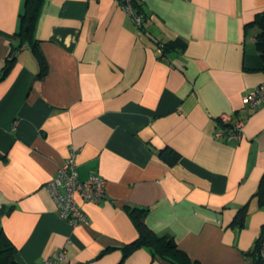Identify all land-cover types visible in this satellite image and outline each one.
Masks as SVG:
<instances>
[{"label": "crops", "instance_id": "crops-1", "mask_svg": "<svg viewBox=\"0 0 264 264\" xmlns=\"http://www.w3.org/2000/svg\"><path fill=\"white\" fill-rule=\"evenodd\" d=\"M136 26L116 0H43L31 46L0 81V229L19 264H164L138 238L128 208L191 260L249 264L264 230L254 197L264 178V105L242 98L264 85L247 28L264 0H136ZM24 0H0V68L15 44ZM158 43H169L166 57ZM255 51L249 53V47ZM222 115L245 118L243 139H215ZM77 149L79 179L97 173L106 198L79 204L88 224L57 216L46 183ZM180 159L170 164L168 149ZM161 154L163 157H161ZM248 205L242 227L232 225Z\"/></svg>", "mask_w": 264, "mask_h": 264}, {"label": "trees", "instance_id": "trees-1", "mask_svg": "<svg viewBox=\"0 0 264 264\" xmlns=\"http://www.w3.org/2000/svg\"><path fill=\"white\" fill-rule=\"evenodd\" d=\"M134 13L142 16V24L144 20V12L136 3V0H130ZM43 0H24L23 9L19 15V26L15 33L16 43L10 44V50L3 61V65L0 68V81L3 80L13 68L16 62L17 52L23 46H31V49L37 59L40 72L38 77H43L46 73L47 65L44 57L42 56L37 41L34 39V31L36 22L39 16L40 7ZM138 27L143 28V25ZM247 28H255L257 30L254 37V48L257 53L256 64L252 67L245 66L246 71H261L264 72V11L255 15L254 19L246 25ZM157 46H161V57H166L169 43H158ZM219 125V122H218ZM161 157L162 154H161ZM165 160L170 164L177 163L180 159V155L173 149H168V158ZM254 197L257 198L259 206H264V178L261 179L257 192ZM130 216L134 220L138 229V238L126 245L123 248L124 256L131 253L135 248L144 246L152 251L155 258L160 260L164 264H204L199 261L191 260L185 252L180 250L176 242L169 235L155 234L144 222L146 210L142 208H128ZM248 213V205L240 207L232 221V225L242 227ZM261 246H264V230L255 244V247L245 255L250 259L249 264H254L257 260V253ZM17 250L9 238L0 229V264H19L17 259Z\"/></svg>", "mask_w": 264, "mask_h": 264}, {"label": "built area", "instance_id": "built-area-1", "mask_svg": "<svg viewBox=\"0 0 264 264\" xmlns=\"http://www.w3.org/2000/svg\"><path fill=\"white\" fill-rule=\"evenodd\" d=\"M117 5L131 18L136 26L142 24V16L134 13L130 0H116ZM162 54L161 46L158 47ZM242 105L251 110L264 105V85L256 86L242 98ZM218 129L213 137L224 142H240L243 139L245 118L222 115L218 118ZM77 149L70 148L68 156L57 168L54 176L46 183V189L57 207V216L69 226L87 225L88 220L79 200L82 202L100 203L106 198L105 180L97 173L90 174L85 180L79 179L75 162ZM65 261L63 251L55 253L51 258L42 260L40 264H58ZM254 264H264V246L257 253Z\"/></svg>", "mask_w": 264, "mask_h": 264}, {"label": "rangeland", "instance_id": "rangeland-1", "mask_svg": "<svg viewBox=\"0 0 264 264\" xmlns=\"http://www.w3.org/2000/svg\"><path fill=\"white\" fill-rule=\"evenodd\" d=\"M254 52H255V51L253 50V46H250V47H249V53H250V54H253Z\"/></svg>", "mask_w": 264, "mask_h": 264}]
</instances>
